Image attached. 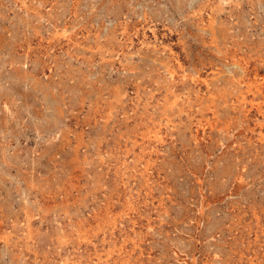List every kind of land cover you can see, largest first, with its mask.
Instances as JSON below:
<instances>
[{"label": "rangeland", "instance_id": "374dc122", "mask_svg": "<svg viewBox=\"0 0 264 264\" xmlns=\"http://www.w3.org/2000/svg\"><path fill=\"white\" fill-rule=\"evenodd\" d=\"M0 264H264V0H0Z\"/></svg>", "mask_w": 264, "mask_h": 264}]
</instances>
